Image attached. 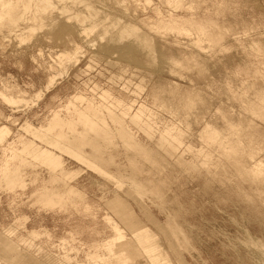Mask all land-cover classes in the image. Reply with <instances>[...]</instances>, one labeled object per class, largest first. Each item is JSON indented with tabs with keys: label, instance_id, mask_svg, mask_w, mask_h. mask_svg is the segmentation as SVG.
I'll return each mask as SVG.
<instances>
[{
	"label": "rangeland",
	"instance_id": "rangeland-1",
	"mask_svg": "<svg viewBox=\"0 0 264 264\" xmlns=\"http://www.w3.org/2000/svg\"><path fill=\"white\" fill-rule=\"evenodd\" d=\"M58 3L64 10L45 14L24 40L0 23V90H42L29 106L0 96V124L12 130L0 145V264H94L110 259L108 246L95 245L109 236L111 246L118 228L156 250L132 256L126 242L111 264H264V180L244 177L264 162V0H194V10L164 0ZM171 13L215 39L150 26ZM76 14L120 22L102 39L84 38ZM124 23L150 44L119 34ZM75 44L81 57L57 76L51 63ZM236 133L262 139L260 148ZM67 184L83 191L77 207L52 209L39 196L43 185ZM114 202L136 219L138 236Z\"/></svg>",
	"mask_w": 264,
	"mask_h": 264
},
{
	"label": "bare ground",
	"instance_id": "bare-ground-1",
	"mask_svg": "<svg viewBox=\"0 0 264 264\" xmlns=\"http://www.w3.org/2000/svg\"><path fill=\"white\" fill-rule=\"evenodd\" d=\"M58 1L60 0H0V23H6L7 25H10L9 32L10 33L17 32L18 38L21 40H24L25 37H27L26 35L27 32H34L35 29L43 25V22H44L43 20L47 17L45 16V14L53 12L52 10L54 9H59L61 11L64 10L65 6H59ZM122 1L124 2V0ZM122 1L120 0L121 3ZM164 2L172 10H176L180 8H183L186 10H194L195 8L194 0H164ZM152 3H153V0H138V4L142 6L151 5ZM160 9L161 8H159L158 6L153 7V10L158 14H161ZM13 10H16L18 14L14 15L12 13ZM79 16L78 15L76 16L77 17L76 20L79 19L78 18ZM81 18L82 17H80L78 21L80 23V34H82L84 38H88L89 34L91 33L93 34V33L98 32V37L102 39L105 36V34L108 33L110 26L116 27L117 24H119L120 22L118 19L111 20L108 22L106 21L110 18L108 16L106 17L105 20L103 17L102 21H100L101 19H99V21H94L90 23L87 22L86 16H83L82 19ZM149 23L151 24L150 26L157 25L156 27L157 28L159 27L161 31L164 33L186 34V35H189L190 37H192L191 35H194L193 40L196 41L197 43L203 42L205 40L213 41L215 39L214 37H209V38L206 37L211 34L206 25H203L202 23L197 22L194 19L176 18L174 17L172 13L170 14V17L168 19H155V20L149 19ZM118 33L126 37L127 36L133 37L134 40L138 43L143 42L145 44L146 43L150 44L151 42L150 41L151 38L149 39L150 36L148 35L149 37H147V35L139 28V26L132 24V23L122 24V26L120 27V31ZM88 44L90 45V47H92L95 45V42L92 40V41H89ZM81 53H82V47L77 44H75L72 51L71 50H61L59 53H57L54 59V62L51 63L53 65L55 64L56 65V66L54 65L55 67H60L59 68L60 71H58L57 76L65 72L67 68L69 67L70 63L71 64L72 62L76 63L74 61L76 60L78 61L79 54L81 57ZM172 64L179 66L180 62L173 60ZM175 70L176 69L172 65L171 71L174 72ZM53 81H54V77H51L49 79V82L47 81L48 83L46 87L45 86L44 87L47 88ZM41 93H42V90L38 91L36 96L33 97V96H25L21 93L15 95L9 89L0 90V96L3 99V101H5L8 105L12 107H16L19 105L29 106L30 101L34 100V98H38L39 95H41ZM86 109L88 110V113L91 116H96L98 106H96L92 102H87ZM11 133H12V130L8 124L6 123L0 124V145L1 146H4V144L8 140L7 138L10 137ZM236 136L238 138L237 140L238 143L243 146H245L246 143H254V144L257 143L255 145L256 149H259L261 146L260 142H262V139L257 140V142L256 141L253 142L254 139H256L254 134L248 135L246 137V135L243 133L241 134L236 133ZM3 149H5V147ZM258 159H261V157H259ZM244 177L247 179L253 180V181H263L264 180V162L262 160H258V161L256 160V162L253 163L251 169L247 173L244 174ZM39 193H40L39 195L40 198L50 208L64 210V208L65 207L68 208L69 205L77 207L78 201L76 197H80L83 191L80 188L73 186L72 184H67L64 187H60V185H43ZM114 203H115V207L117 206V209L120 213L121 222L135 236H138L141 228L139 229L137 228L138 225L136 223V219L133 217L131 212H129L125 208L123 209L122 206L119 207V205L116 202ZM84 207H85L84 210L86 212L89 206L85 205ZM115 236L116 237L115 239H113V243H111V246L109 245V241H110L108 238L109 236H106L105 238L96 242L95 247L103 248V247L108 246L107 248L109 251L110 259L103 257L101 261L97 260L94 262V264H100L101 262L106 263V264H111L113 257L117 258L120 255V253L123 251L122 245L125 244L126 242H129L130 246L129 248L125 247L124 249L129 250L132 256L139 255L140 253H150L151 251L156 250L155 243H153L150 239H137V238L132 239V237H130V240H128L129 238H127L124 232L120 231L119 228H118V231L116 230ZM135 260L136 258L134 260L131 258L130 260L121 261L119 264H135L134 262ZM145 260L146 259H144V261Z\"/></svg>",
	"mask_w": 264,
	"mask_h": 264
}]
</instances>
